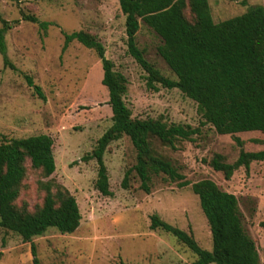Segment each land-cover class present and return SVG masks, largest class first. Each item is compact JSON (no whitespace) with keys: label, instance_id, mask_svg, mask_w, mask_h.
Segmentation results:
<instances>
[{"label":"rangeland","instance_id":"1","mask_svg":"<svg viewBox=\"0 0 264 264\" xmlns=\"http://www.w3.org/2000/svg\"><path fill=\"white\" fill-rule=\"evenodd\" d=\"M213 22L220 23L262 6V0H207ZM22 15L50 24L46 31L25 22ZM0 17L18 24L4 36L10 66L0 56V143L46 135L51 138L55 171L44 177L26 164L15 202L18 211L36 213L45 195L66 190L78 206L81 220L70 235L54 229L23 242L0 228V264H32L33 245L40 264H190L195 256L171 234L150 231L152 215L190 235L203 250H211L207 221L191 185L210 180L234 195L244 233L264 264V162L241 167L229 181L209 163L220 155L236 161L240 151L264 150V134L246 132L220 136L201 125L196 104L178 90L149 87L146 73L128 55L124 17L117 0H0ZM84 31L101 43L113 70L126 80L123 101L132 119H161L167 124L198 129L193 142L178 141L175 149L151 140L152 149L169 161L188 185L179 187L162 174L151 176L149 193L140 189L135 173L121 188L124 173L135 164L136 152L127 137L111 142L103 154L111 196L94 188L96 163L82 161L111 125L108 93L101 85V63L92 50L76 42L63 50V33ZM144 59L171 80L173 74L158 56L159 38L144 24L135 36ZM26 76L39 89L28 87ZM242 145L238 147L235 139Z\"/></svg>","mask_w":264,"mask_h":264},{"label":"trees","instance_id":"2","mask_svg":"<svg viewBox=\"0 0 264 264\" xmlns=\"http://www.w3.org/2000/svg\"><path fill=\"white\" fill-rule=\"evenodd\" d=\"M117 1L124 17L127 53L146 73L149 87L158 84L168 90H178L196 104L201 125L210 126L220 136L246 132L264 134V0L262 6L216 24L207 0ZM22 20L37 24L43 32L50 25L27 15H22ZM140 22L159 38L161 44L156 52L174 80L162 76L137 48L135 36ZM17 24L18 21L8 23L0 17V56L3 66H10V69L13 67L8 63L4 36ZM73 42L94 51L99 59L101 85L107 90L111 111L110 127L97 140L93 151L82 158L84 162L94 160L96 163L95 190L102 196H111L103 154L111 142L122 137L129 139L136 152L134 166L124 173L122 189L128 188L132 172L144 193H149L152 175L162 174L168 181L177 182L179 187H186L188 183L169 161L152 149L151 140L174 150L178 141L193 142L192 137L199 130L169 125L161 119H132L123 101L126 80L113 70L101 43L84 31L63 33V50ZM26 81L28 87L43 99L27 76ZM234 139L241 147V141ZM52 145L51 138L46 135L0 143V228L17 235L23 242H30L49 229L60 235H70L77 230L81 220L77 203L66 190L60 191L56 198L47 193L36 213L18 211L15 207L26 164L44 177L54 173ZM252 162H264V150L240 151L231 164L215 155L209 165L229 181L235 171L241 167L247 170ZM191 190L207 221L211 250L201 249L190 235L165 223L157 215L150 217V231L160 230L176 238L195 256V261L190 264H260L253 241L243 231L234 195L221 191L210 180L192 184ZM260 226L264 228V222ZM30 253L32 264H40L33 245Z\"/></svg>","mask_w":264,"mask_h":264}]
</instances>
